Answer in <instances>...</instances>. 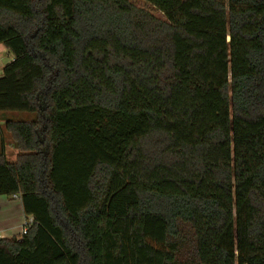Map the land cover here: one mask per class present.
<instances>
[{"label": "trees", "instance_id": "1", "mask_svg": "<svg viewBox=\"0 0 264 264\" xmlns=\"http://www.w3.org/2000/svg\"><path fill=\"white\" fill-rule=\"evenodd\" d=\"M0 0V264H264V0Z\"/></svg>", "mask_w": 264, "mask_h": 264}, {"label": "rangeland", "instance_id": "2", "mask_svg": "<svg viewBox=\"0 0 264 264\" xmlns=\"http://www.w3.org/2000/svg\"><path fill=\"white\" fill-rule=\"evenodd\" d=\"M135 3L143 8H147L149 10H152V8L141 1H135ZM12 56L8 53L7 50H5L0 45V76L2 74V69L5 65H7L11 61ZM34 118V115L23 113V112H0V153L3 151L5 154V157L7 158V161H12L17 153L14 142L10 137V134L5 130V124L8 121H31ZM12 163V162H9ZM11 201L13 200H19L17 197L10 198ZM31 220V219H30ZM30 220H25L23 225L21 226L20 233L22 231V228L25 223L29 222ZM20 233L17 237H20ZM1 238V237H0Z\"/></svg>", "mask_w": 264, "mask_h": 264}, {"label": "crops", "instance_id": "3", "mask_svg": "<svg viewBox=\"0 0 264 264\" xmlns=\"http://www.w3.org/2000/svg\"><path fill=\"white\" fill-rule=\"evenodd\" d=\"M16 155L17 153L13 155V157L16 158ZM15 158L9 162L13 163L15 161ZM27 219L30 220L31 217H27L24 215L20 200L11 201L10 198L0 196V237L1 238L17 237L18 234L20 233L21 226Z\"/></svg>", "mask_w": 264, "mask_h": 264}, {"label": "built area", "instance_id": "4", "mask_svg": "<svg viewBox=\"0 0 264 264\" xmlns=\"http://www.w3.org/2000/svg\"><path fill=\"white\" fill-rule=\"evenodd\" d=\"M15 198H16V196H15ZM30 223H31V220H30L29 222H27V223L24 224V226H23V228H22V231H21V233H20V237L26 234L28 224H30Z\"/></svg>", "mask_w": 264, "mask_h": 264}]
</instances>
